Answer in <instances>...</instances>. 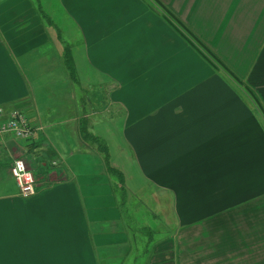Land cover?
<instances>
[{"label":"crops","instance_id":"crops-1","mask_svg":"<svg viewBox=\"0 0 264 264\" xmlns=\"http://www.w3.org/2000/svg\"><path fill=\"white\" fill-rule=\"evenodd\" d=\"M163 3L181 30L158 0H0V105L35 127L28 145L0 139V264H264V0ZM106 98L129 166L105 138ZM58 105L73 110L68 144L53 135ZM16 158L36 172L32 197ZM137 178L154 190L153 223ZM157 189L171 225L155 217Z\"/></svg>","mask_w":264,"mask_h":264},{"label":"rangeland","instance_id":"rangeland-1","mask_svg":"<svg viewBox=\"0 0 264 264\" xmlns=\"http://www.w3.org/2000/svg\"><path fill=\"white\" fill-rule=\"evenodd\" d=\"M158 3L159 4L156 7L158 8L159 14H162V15L170 18V19H173L171 21H173L174 27L177 28L178 30H181L182 24L178 23V20H180V18L175 14V12L172 13V10H170L169 7H167L168 5H166V3H163V0H158ZM193 35H195V34H193ZM189 39H190L189 42L191 43V45L193 47H195L196 49L200 50L201 51L200 53L205 56V58L207 59V61L209 63L215 64L219 69L225 68L226 65L220 61L218 56H216V54L213 52L212 48L209 45H207L206 43H204V41H202V39H200L199 37H189ZM223 70H226V69H223ZM88 72H90V71H88ZM109 105H111V104H110L109 99H107L105 102L106 110H105V121H104L105 138L111 147L114 158L116 160L121 161L124 165L129 166V165H131L130 164L131 162L129 161V159L126 158V156L122 155V151L120 150V146L125 145V141L123 140L122 135L119 133L121 124H120V121H118V113L115 112V116H114L112 114V108H108ZM58 106L62 108V112H63L60 115V112L58 110V115H60V117L65 116V113L73 111V110H70V108L66 109V106H64V105H58ZM40 108L42 109V107H40ZM40 108H38L39 113H40ZM115 111H117V109ZM40 115H41V113H40ZM64 120H65V122L63 123L62 126L56 127L54 129L56 131L53 132V135L56 136L57 132H65L64 134H62V133L58 134L57 140L59 142L62 141L64 144H68V142H70V140H71V127H70L71 123H67L65 118H64ZM116 152H118V154H115ZM127 153H128V150H127ZM124 154H125V151H124ZM34 173L36 176V172H34ZM127 185L130 188L134 187L135 191L138 192L142 196V197H140L141 200L143 202H146L149 205V210L151 212L150 220L153 223L154 222V216H153L152 211L154 209V206L156 205L155 201H154L155 197L153 195L154 190L152 192V197H151L150 190L147 187H145V183L140 178H137L135 183L132 181H127ZM117 188H118V186H117ZM118 189H120V188H118ZM156 191H157L156 195H158L160 197L157 199L162 200L161 201V207H163V208H161V210H159V211H157L155 209L156 210L155 211V213H156L155 217L157 219L163 218L166 222L170 221L169 225H171V222H172L174 216L170 213V210H169L170 206L169 205L167 206L164 202L165 192L163 190H160V189H157ZM142 211H143L142 209L135 211L136 216L141 215ZM165 213H167V214H165ZM162 236H161V234H157V235L154 234L153 240H158V239L160 240V238ZM159 248H160L161 252L157 255V257H165L164 254H162V250H163L162 247L160 246Z\"/></svg>","mask_w":264,"mask_h":264},{"label":"built area","instance_id":"built-area-1","mask_svg":"<svg viewBox=\"0 0 264 264\" xmlns=\"http://www.w3.org/2000/svg\"><path fill=\"white\" fill-rule=\"evenodd\" d=\"M35 127L30 124L27 114L21 108L7 113L0 105V139L4 134H11L24 145L32 143ZM11 173L17 181L20 194L32 197L36 194V177L23 158L14 160Z\"/></svg>","mask_w":264,"mask_h":264},{"label":"trees","instance_id":"trees-1","mask_svg":"<svg viewBox=\"0 0 264 264\" xmlns=\"http://www.w3.org/2000/svg\"><path fill=\"white\" fill-rule=\"evenodd\" d=\"M69 68L71 69L70 70L71 76H74V71H73V68L71 67V65H69ZM225 68H226V66H225ZM247 89L250 92H252V89L249 86H247ZM82 133H83V138L85 139V141H92L93 143L98 144V146H99L98 149L101 152H103V154L105 156V158H104L105 159V164L107 165V169H108L109 174L111 175V177L117 178L119 180V182L122 184V186H124L126 176L124 175V173L120 169H118V168L114 167L113 165H111L108 146L106 144L105 145H101L99 143L101 141L97 137L92 136L88 132L86 127L83 129ZM146 237L149 239V242H153L154 243V241H155V240H153L154 232H152V231L147 232Z\"/></svg>","mask_w":264,"mask_h":264}]
</instances>
